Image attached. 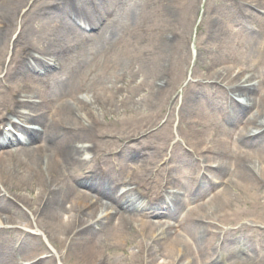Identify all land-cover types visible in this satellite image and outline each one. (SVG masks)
Wrapping results in <instances>:
<instances>
[{
    "label": "bare ground",
    "instance_id": "1",
    "mask_svg": "<svg viewBox=\"0 0 264 264\" xmlns=\"http://www.w3.org/2000/svg\"><path fill=\"white\" fill-rule=\"evenodd\" d=\"M20 1L22 0H17V2ZM168 1L171 3V0L160 1L158 6L161 9L153 17H150L147 13L145 14L148 28L143 30L142 25L138 27V18L134 16L136 10L132 7L135 3H132L131 0H128L125 6L121 8V17L117 23L111 21L112 14L106 7L107 4L110 5L112 0H97L102 14L108 16V22L99 27L100 32L98 35H93L90 32L88 42L96 50L103 48L102 50L107 52L106 65L113 69L114 74L119 73V70L123 67L125 73L130 76V82L134 85H126L128 89L125 95L123 93L114 94L108 89L97 90L99 93H103V100L99 104L90 105V101L72 98L60 110L54 111L50 107L53 98L58 95L73 96L74 89L71 87L76 86V73L72 69H67V66L64 68V72L61 73L63 77L51 71V80L47 82L43 78L41 86H33L34 79H25L24 85L21 86L22 96L23 93L35 94L41 98V101L32 104L23 101L25 102L24 108H27L28 113L20 115V117L24 120H33L39 126L33 130L22 128V134L19 138H8L7 134L0 137V184L2 185L3 182L8 181L9 188L17 192L35 191V197L31 201L28 200L27 203H29V208L35 212L31 211V214L35 215L36 218L38 217L39 229L44 230L46 237L50 239L55 247L63 248L62 250H65L66 254L74 258L78 264H103L100 263V255L96 246H103L109 240L113 242L130 240L134 242V247L138 249L139 253L140 244L135 240L136 235L141 231H146L145 242L146 240L150 241V232L160 228H162L161 234L151 241L147 249L145 264H171L178 252H181L182 260H186L187 264H208L215 254L214 237H209L205 232L204 223L195 221L194 217L210 219L212 216L223 223L236 224L251 210L264 207V203H261V200L264 199V130L249 140L244 139L242 135V141L248 142L251 148L250 153L230 151L231 148L228 144V141H232L230 137L224 138L223 143L219 141L222 145L216 157L211 150V146L203 148V160L209 159L215 162L218 159L221 162L213 167L212 164L209 167H204V171L208 175L223 180L228 174L227 169H245L238 176L239 190L233 193L228 190L229 187H223V192L221 191L219 196L207 201L204 206H196L193 212L188 214L187 218L177 228L174 225H164L161 221L155 224L152 221L137 228L126 223L124 221L125 214L136 211L132 206L133 204L128 203V201L132 202L133 200L132 194L127 190L122 198L117 199L114 197L109 189L112 183L109 180L111 170L100 176L92 165V161H88L83 157L87 149L83 143L91 142L95 144L105 140L104 136L98 135L94 130L98 125V121H100L99 117L104 113L128 111L130 113L129 118L132 121L140 119V122L132 129L133 136L142 135L150 128L148 121L156 106L169 95L170 82L168 81L170 80V73L177 67L174 61L180 59L184 53V47L183 42L180 43V38L174 33L173 27L177 24L178 16ZM252 1L254 0H242V6L246 7ZM257 2L261 3L264 0H257ZM66 9L72 12L74 18L82 24H86V26L95 23L99 17L89 10L85 5V0L60 2L51 14L53 16L52 21L60 31V36L65 39L69 38L67 28L63 25L69 22L64 14ZM177 13L179 15L178 10ZM247 15L250 18H259L250 12H247ZM26 16L25 14L21 15L20 7L11 5L9 10L6 7V2L0 0V29L2 27L1 23L11 24L12 21L15 22L18 18L23 21ZM122 20L130 23L132 31L125 37L123 34H127V31L124 30L113 35L112 32L118 28ZM12 26L13 24L7 28L6 32L0 33V41L5 40L8 32L12 30ZM206 29L210 34L209 38L202 39L197 45L199 53L205 52L202 66L207 64L204 69L205 72L203 70L205 74H198L199 81L202 82L205 75L212 81L219 78L227 79V77L232 76L236 79L242 78V72L235 71L233 60L230 62L220 60V63L217 60L224 56L225 51L230 46L232 35L240 33V29H232L227 18L225 22L221 19L214 21L210 19ZM13 32H15L14 29ZM139 32L143 34H139ZM12 35L14 36L13 45H19L23 40L22 28ZM221 36H224L222 40H220ZM107 40L109 41L106 42ZM256 43V38H252L250 42L251 50L253 49L252 53L256 56L255 58L260 60L261 52L256 48ZM254 45L255 48H253ZM179 47L182 48L181 51L178 49ZM39 48L42 51V56L32 58L34 65H39L43 57L49 53V44L41 45ZM4 50L3 45H0V61L4 56ZM214 60L216 62L212 68ZM253 62L255 64L254 60ZM221 65L222 69L215 71L219 73L213 75L211 69H216ZM168 71L169 75L167 77ZM13 73L24 74V68L19 65L8 74ZM26 75L30 76L28 73ZM118 78L125 81L127 76L124 78L123 75L119 74ZM253 80L256 82L251 85L252 87L234 83L229 89L231 94L241 98V102L232 107L238 113L237 121L242 123L243 129H258L260 123L264 122V76L261 70H256L252 74L251 81ZM217 91L222 93L220 87ZM259 92L261 93L259 94ZM118 96H125L129 105L122 109L119 108V103L115 104L114 101V99H118ZM246 108L253 109L254 114L249 119L242 120L239 115ZM186 109L194 110L193 116L199 115L203 121H208L211 118L202 107L195 91H190L186 99H183L182 110ZM73 111L80 112L82 118L80 120L74 118L72 116ZM46 112H54L56 116L53 128L49 132L41 128V119ZM51 115L55 117L53 114ZM131 117H135V119ZM184 124L193 135L200 133L196 127L189 124L187 119L184 120ZM70 126L72 127L71 130H69ZM14 141L18 146H12ZM36 142H40L44 145V148L39 150L35 145ZM137 153H140V151L128 152L123 147L119 155L124 159H132ZM184 157L186 156L181 155L182 159ZM54 159L65 167L68 179L61 181L59 189L48 192L47 198L41 203L36 213V203L39 204L43 190L46 189L47 184H50L43 176L44 168L53 176V182L57 178L56 170L52 167ZM83 169L88 170V175L81 177L80 174ZM181 169L184 170V168ZM172 172L183 173L177 166L173 168ZM202 179L206 178L202 177ZM210 184L211 180L208 179L204 180L201 186L207 188ZM85 190H89V192L87 193ZM184 192V194H171L170 200L172 203L179 204L185 194L188 193V190L184 189ZM90 193H98L104 200L96 201ZM245 202L248 205L246 208L243 207ZM63 203H68L74 211L75 208L79 209L80 216L77 222L75 220L71 222L68 217L60 214L61 208L64 206H62ZM106 205L115 207L113 213L106 212L103 216H97L98 213L104 211ZM10 209V203L4 198H0V223L10 219H7V216L4 215ZM161 214L171 219L176 216V212L170 209H164ZM97 227L103 228L104 233L97 235ZM242 227L243 225L239 228ZM258 230L261 234H264V228ZM25 235L24 241L26 244L28 242L27 249L42 250L35 237H31L26 233ZM216 235H218V232ZM241 236L250 244L252 253L256 255V248L251 237L246 234H241ZM136 254L133 255V264H136V258H138ZM157 254L163 256L165 261L157 262ZM63 259L64 257H60L61 261ZM256 261H252L250 264H264L258 262V259ZM46 263L51 264L46 258L40 260V264ZM0 264H12L8 252L1 246ZM33 264H39V261Z\"/></svg>",
    "mask_w": 264,
    "mask_h": 264
},
{
    "label": "rangeland",
    "instance_id": "2",
    "mask_svg": "<svg viewBox=\"0 0 264 264\" xmlns=\"http://www.w3.org/2000/svg\"><path fill=\"white\" fill-rule=\"evenodd\" d=\"M3 1L6 2V7L9 10H10L11 5H15L16 7L17 6L21 7L23 2H24V0H22L20 2H17V0H3ZM189 1L190 0H172V2L176 8L177 7L182 8V11L179 15L181 20L179 22H181V24L183 25V28L185 30L184 33L187 34L185 37H187L188 55L190 54V58L194 59L195 56L198 57V54L196 52V44L198 45V41L201 42L202 39H205V37L209 35V32L206 29V27H207V23H208V21H210V19H209V16L205 15L206 14L205 12L208 9L215 8L214 6L219 5V3L222 5L224 0H191L190 2ZM43 2H44V4H52V3H54V0H41L40 3H43ZM193 6L194 7L196 6V8H197V6H199V9H197L194 12ZM189 8H190V10H189ZM212 15H214V13ZM213 17H215L217 19L216 15H214ZM138 24L141 25V22H139ZM1 25L3 26L2 23H1ZM179 26L181 29V25H179ZM35 34H42V33H35ZM186 57H188V56H186ZM186 57L182 59V63H181L182 65L186 64ZM200 57L202 59L204 57V55L201 54ZM106 64H107V53L105 51H97L93 54L92 57H88L87 60L85 61V66L82 68L81 71H79L80 75H82V85L84 84V86L90 87L91 89H94V90L97 87L102 88V86L112 85L114 82L115 76L113 75V77L110 81V77L108 74L112 73V70ZM106 67H108V69ZM121 70H124V68L122 67ZM249 70L253 71L254 69L249 68ZM250 71H249V74H250ZM120 73L122 74V73H124V71H122ZM227 78H231V77H227ZM80 88H82V87H80ZM170 88H171V90L174 89L171 86H170ZM177 92H179L178 89H177L176 93ZM142 93H144V92H142ZM128 105H129L128 101L124 97L123 101L121 103H119V108L122 109L124 107H127ZM171 107H172V104L170 105V108ZM129 114L130 113L128 111L122 110L118 113H110V114L104 115V117L100 119L102 124H101V127L99 129L100 130L99 132H103L106 130V131H110L109 133H111V132H117L118 133L120 129L125 127V124H120L119 119H122V121H124L123 119H128L127 117ZM156 116H158V113H156L155 117ZM131 118L135 119V117H131ZM117 122H119V123H117ZM41 147H39V148L41 149ZM238 190L239 189L237 188L236 191H238ZM7 191L9 193H11L17 200L20 199L21 201H23V198L31 200L30 198L34 196V193L28 194L27 192H17L16 190H13V189H11V190L8 189ZM64 204L65 203H63L62 206ZM253 214H257L259 216H264V211H258L257 212L255 210ZM20 222H22V221L17 219L15 221L14 225L22 228V226L20 225ZM14 239L15 238L13 237L12 240H14ZM44 241L47 245L50 246V244L47 241V238H44ZM109 241H111V240H109ZM109 241H108L107 245L103 244V246H101V245L96 246V247H98L97 248L98 254H100L101 252H106V254H107V263L106 264H131V260H132L131 257L134 253L133 247L131 245H127L124 247L125 250L123 251V250H120V249L115 248V247H109L108 246L110 244ZM112 244L113 243H111L110 245H112ZM263 245H264V243H263ZM236 247L239 248L240 250L239 251L230 250L229 254L237 262H242L243 261L242 251L245 252L246 246L242 243H238ZM12 248H13V245H12ZM263 248H264V246H263ZM13 255L17 256V253H13ZM138 255H139V253H138ZM65 258H66L65 259L66 264H78L77 261L74 260V258L70 257V255L66 256Z\"/></svg>",
    "mask_w": 264,
    "mask_h": 264
}]
</instances>
